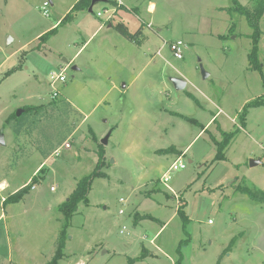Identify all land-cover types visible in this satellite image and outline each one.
Masks as SVG:
<instances>
[{
  "label": "rangeland",
  "instance_id": "1",
  "mask_svg": "<svg viewBox=\"0 0 264 264\" xmlns=\"http://www.w3.org/2000/svg\"><path fill=\"white\" fill-rule=\"evenodd\" d=\"M73 1L0 0V264H49L65 227L58 264H264V202L240 189L264 190V14L256 31L224 9L232 0H123L154 25L145 24L144 49L115 40L121 64L113 55L95 60L98 38L77 54L102 3L56 24ZM125 16L134 31L140 20ZM177 39L188 43L183 59L165 43ZM64 58H73L67 87L52 86ZM173 77L189 85L178 90ZM27 105L42 109L25 114ZM217 112L204 130L183 117L205 124ZM102 145L106 176L94 178L89 203L67 219L62 203L94 171ZM172 146L179 152H158ZM180 156L186 167L165 184ZM27 185L20 200L5 202Z\"/></svg>",
  "mask_w": 264,
  "mask_h": 264
},
{
  "label": "crops",
  "instance_id": "2",
  "mask_svg": "<svg viewBox=\"0 0 264 264\" xmlns=\"http://www.w3.org/2000/svg\"><path fill=\"white\" fill-rule=\"evenodd\" d=\"M80 0H74L73 2L77 5V2H79ZM46 2V1H45ZM44 2V3H45ZM102 3V8L100 11L98 12H104L103 10L104 9H108L109 10V13H102L101 15H99L97 13V16L99 17V22L96 24V28L94 29V31L92 32V34L88 37V39H84L83 40V43L82 45L79 47V50L77 51V54L82 50L84 49L88 44L89 42L93 41V39L95 40L96 38H98V42L96 43V59L95 60H98L100 58L103 57L102 60H107L109 59V57H111L112 55V58H114V61L113 62H118V63H121L123 64L125 62V59L123 58L124 57V54H123V50L120 49L119 52H114V54H112V51L115 50V47L117 46L114 42L115 40H121L120 37H124L126 40L130 41L132 44H135L137 46H139L140 49H144L146 47V44L148 43V41L150 40V37H151V33L147 31L146 29V26L145 24H148V26L152 27L154 24H153V21H149L147 22L146 19H144L142 16H141V8L140 6H135V7H132V8H129V6H127L123 0H101V1H97L94 5H92V2L90 4V6L92 5V8L94 10V7L97 3ZM49 6V4H48ZM89 6V8H90ZM134 6V5H133ZM70 11L68 12V15L69 16L71 14V17L68 19V21L72 20V18L74 17L73 16V11L75 9V7L73 8L72 5L70 6ZM89 8L87 9H80V10H83V11H89V12H94V11H90ZM125 8V9H124ZM157 9V5L154 1H150L147 5V10L149 13H155ZM225 9V8H224ZM69 10V9H68ZM82 11V12H83ZM124 11V12H123ZM128 11H131L132 13H134L136 16V19L139 21L140 20V25L134 30L132 31L128 22L126 21V16L125 14L128 12ZM104 14H106L107 16L106 17H103ZM48 16V15H47ZM67 16H63L61 17L56 24L58 23H61V21L63 19H65ZM104 18V19H102ZM143 19V20H142ZM119 20V21H118ZM67 21V22H68ZM123 23L127 26V28L129 29L130 32L132 33H135L137 32L139 29H141V35L138 37V40L137 41H132L130 40L129 38L125 37L124 35H122L116 28H115V25L116 23ZM137 24V23H136ZM55 27V25H54ZM76 29V28H75ZM162 29L159 28L156 32H157V36L160 37L162 40H164V38L160 35V31ZM83 33L82 31H80V34ZM10 38V37H9ZM114 38V39H113ZM177 40H182V39H177ZM11 41H12V38H11ZM10 41V42H11ZM123 41V40H122ZM176 40H173V41H169V42H165L169 45L170 47V44L172 42H174ZM184 41V40H183ZM9 42V43H10ZM185 42V41H184ZM193 43V42H192ZM185 45L187 47L188 43L185 42ZM185 47V48H186ZM159 50L158 49L156 52L159 53ZM107 52V55L104 53V52ZM145 52V51H144ZM104 54V55H103ZM104 56H108V57H104ZM134 56H136L134 54ZM75 57V56H74ZM73 57V58H74ZM73 58L70 60V62L73 60ZM183 59V58H182ZM100 60V61H102ZM64 62H66L65 65H70V62L67 61L66 58H64L63 60ZM64 64H60V68L65 66ZM75 70H79V67L78 66H74L73 67ZM209 76V74H208ZM207 76V77H208ZM182 78H185L184 80L186 81V87L189 85V80L186 78V77H182ZM109 81L110 83H114V80H112L111 78H109ZM125 88H126V85L124 84L123 85ZM185 87V88H186ZM184 88V89H185ZM188 94L198 103H200V99L195 95L193 94L192 92H188ZM102 100V99H101ZM101 100L96 103L95 107L97 105H100L101 104ZM221 111V109H220ZM178 113V112H176ZM219 112L215 113L213 115V117L205 124L203 123H200L197 119H194L195 123H198L202 126V130H204L209 124L212 125L215 121H217L218 118H216V115L218 114ZM84 114V113H82ZM179 114V113H178ZM180 115V114H179ZM86 118L88 116V114H85ZM185 116V115H184ZM185 117H188V116H185ZM190 118V117H189ZM193 119V118H192ZM176 147V146H175ZM176 149L178 150L179 152V149L176 147ZM184 152V151H183ZM1 183H5L6 182H1ZM7 185V184H6ZM4 189V188H3ZM2 190V189H1ZM4 198V197H3ZM122 199V198H121ZM122 214V213H121ZM121 232H123V230H121Z\"/></svg>",
  "mask_w": 264,
  "mask_h": 264
},
{
  "label": "trees",
  "instance_id": "3",
  "mask_svg": "<svg viewBox=\"0 0 264 264\" xmlns=\"http://www.w3.org/2000/svg\"><path fill=\"white\" fill-rule=\"evenodd\" d=\"M234 5L233 7L230 8H225L226 10H228L230 13L232 11H237L240 14L246 15L248 17V20L250 22V24L256 29V31L259 30V24H260V20L262 15L264 14V0H253L254 1V5L252 8H248L244 5L241 4V2L239 0H232ZM92 0H80L77 5L75 6V9H87L89 8L90 4H91ZM71 17V14L69 16H67L65 19H63L61 21V24L65 23L68 21V19ZM115 28L125 37L129 38L132 41H137L138 37L141 35V29H139L137 32L132 33L129 31V29L127 28V26L123 23H116ZM255 45H257V42H255ZM251 58V62H253L255 67H259V61L256 58V52L255 55L250 57ZM259 103H261L259 101ZM39 109H42V106H35V105H27L25 108V114L30 113V112H35L38 111ZM24 115V114H23ZM16 116V114H15ZM187 120L190 121H194V119L189 118V117H185ZM195 122V121H194ZM220 128V127H219ZM223 133H225V135H227V140L226 142H229L230 139V134L226 131H224ZM104 146L102 145L101 148L99 149V153H98V160L95 166V169L92 173L88 174L87 176L83 177L77 184V186L75 187V189L73 190V192L70 194L69 198L62 203V207L63 210L65 212V216L67 217V219H70L73 217L74 212L76 211L79 203L81 202H85L86 204L89 203V199H88V191L91 188L92 182L94 180L95 177L97 176H106L105 173H103L102 171H100L99 169L104 165L105 163V149L103 148ZM224 147V146H223ZM178 152V150L176 149L175 146H172L168 149H159L158 152L159 153H163V152ZM35 178V177H34ZM29 185H27L26 187L16 191L15 193H13L10 198L6 199L5 202L7 200L10 199V201H18L21 199L23 193L25 191H27L26 189H28ZM241 190H245L246 193L253 199H256L258 201L264 202V190H260V189H254L248 186H240ZM66 227L62 230L61 232V237L59 238V244L56 250L55 255L53 256L52 260L49 262V264H58L60 259L63 257V253H62V248L64 247V243L66 240ZM234 245V240L230 242V246L232 247ZM228 251V250H226ZM181 259V258H180ZM180 260L176 261V264H179Z\"/></svg>",
  "mask_w": 264,
  "mask_h": 264
},
{
  "label": "built area",
  "instance_id": "4",
  "mask_svg": "<svg viewBox=\"0 0 264 264\" xmlns=\"http://www.w3.org/2000/svg\"><path fill=\"white\" fill-rule=\"evenodd\" d=\"M47 5H48V2H45L44 6H43V9L45 10V15H49L48 10L46 8ZM103 11H104L103 13H109L108 9H104ZM98 14L101 15L102 12H98ZM185 47H186V45H185V42L183 40H176L170 44V48L172 50L174 57H176L178 59L183 58ZM69 67H70L69 64L65 65L59 71H55L52 73V77H51L52 86L56 85L57 83H61V84H63L61 87H63V88L67 87V85H66V82H67L66 70ZM61 89L55 88L53 95H57L58 93H60ZM185 167H186V165L183 162L182 156L176 158L174 160V162L169 166L167 171L164 173L163 179H162L163 182H165V184H166L170 180L172 171L184 169ZM51 190H56V186H52ZM120 212H122V210Z\"/></svg>",
  "mask_w": 264,
  "mask_h": 264
},
{
  "label": "water",
  "instance_id": "5",
  "mask_svg": "<svg viewBox=\"0 0 264 264\" xmlns=\"http://www.w3.org/2000/svg\"><path fill=\"white\" fill-rule=\"evenodd\" d=\"M97 1H101V0H92V5H94ZM92 5L89 8L90 11H93ZM10 41H11V38L8 37L7 43H9ZM203 74H204V77L208 76V73L205 72L204 70H203ZM172 81L178 90H183L186 87V81L182 78L173 77ZM22 111H23V109H19L17 111V115H20ZM110 136H111V131L108 132V134L102 139V143L107 144ZM0 144H5V134L3 131H0ZM261 162H262L261 159H252L250 161V164H251V166H255Z\"/></svg>",
  "mask_w": 264,
  "mask_h": 264
},
{
  "label": "bare ground",
  "instance_id": "6",
  "mask_svg": "<svg viewBox=\"0 0 264 264\" xmlns=\"http://www.w3.org/2000/svg\"><path fill=\"white\" fill-rule=\"evenodd\" d=\"M7 185L4 183H2L1 185H0V189H3V188H5Z\"/></svg>",
  "mask_w": 264,
  "mask_h": 264
}]
</instances>
